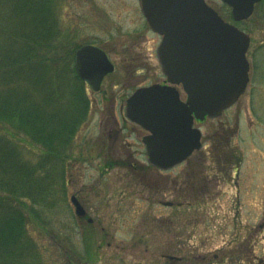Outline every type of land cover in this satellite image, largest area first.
I'll use <instances>...</instances> for the list:
<instances>
[{"label": "rangeland", "instance_id": "374dc122", "mask_svg": "<svg viewBox=\"0 0 264 264\" xmlns=\"http://www.w3.org/2000/svg\"><path fill=\"white\" fill-rule=\"evenodd\" d=\"M57 5L62 30L78 46L105 50L116 70L100 92L87 90L91 108L68 152L65 194L57 186L44 203L23 202L29 234L47 263L252 264L253 254L261 264L264 43L255 42L248 56L246 93L219 118L196 123L203 148L174 170L160 171L148 162L142 141L148 132L125 114L136 89L166 82L157 56L161 37L150 29L139 0H57ZM0 138L32 165L46 152L16 130L0 126ZM6 148L0 139V149ZM238 157L236 182L226 164L238 163ZM105 162L114 165L108 169ZM73 195L104 228L105 235L92 230L90 246L85 236L91 230L78 220Z\"/></svg>", "mask_w": 264, "mask_h": 264}, {"label": "trees", "instance_id": "16d2710c", "mask_svg": "<svg viewBox=\"0 0 264 264\" xmlns=\"http://www.w3.org/2000/svg\"><path fill=\"white\" fill-rule=\"evenodd\" d=\"M58 9L57 0H0V126L46 151L32 165L0 138L8 147L0 149V264H48L29 234L23 202L44 203L57 186L65 194L68 152L91 108L71 67L81 46L62 30Z\"/></svg>", "mask_w": 264, "mask_h": 264}, {"label": "water", "instance_id": "95a60500", "mask_svg": "<svg viewBox=\"0 0 264 264\" xmlns=\"http://www.w3.org/2000/svg\"><path fill=\"white\" fill-rule=\"evenodd\" d=\"M140 6L151 29L162 36L157 55L166 83L136 90L127 101L126 116L148 132L143 139L148 162L168 170L202 148L195 120L220 117L245 93L249 39L204 0H140ZM251 12L252 6L234 10L235 15L245 13L243 17ZM75 70L99 92L115 66L103 49L85 45L76 52ZM71 202L76 215L85 218L78 198L72 196Z\"/></svg>", "mask_w": 264, "mask_h": 264}, {"label": "flooded vegetation", "instance_id": "af4514ba", "mask_svg": "<svg viewBox=\"0 0 264 264\" xmlns=\"http://www.w3.org/2000/svg\"><path fill=\"white\" fill-rule=\"evenodd\" d=\"M205 1L210 7H212L219 14V16L226 23L234 26L235 28H237L239 31H241L248 37L249 48L247 52V58L255 42H259L261 44L264 43V0H205ZM251 6H252V12L249 17H243L245 13H239L237 15H235L234 13V10L238 9V10L245 11L246 9H249ZM248 61L250 65L249 80L251 81V76H250L251 61L249 60V58H248ZM250 81H249V84H250ZM204 122L205 121L203 122L196 121V123H199V124H203ZM235 153H236V150H235ZM107 157L108 156H105L104 158L107 159ZM103 165L109 169L114 164L111 162H105ZM238 166L240 165L239 163H236V162L226 164V171L233 172L234 179L236 180V182H237V170L239 168ZM236 201L238 202V204L241 203V200L238 197H236ZM170 205L172 206L173 203L171 202ZM89 218L80 219V222H82L85 225H88V227L92 229L96 234L97 233L100 234L99 233L100 229H101V232L104 234V228H100V226L97 225V222L95 219H93V221L90 223ZM261 228H264V225H262ZM101 240L103 242L104 238H102ZM99 247H101V245ZM252 256H253L252 257L253 259L250 260V262L252 264H255V262L258 260V256L253 255V254ZM260 262L261 264H264V260L261 259Z\"/></svg>", "mask_w": 264, "mask_h": 264}]
</instances>
